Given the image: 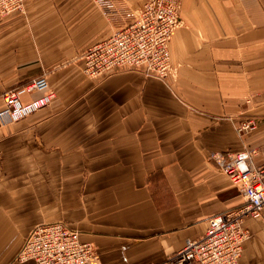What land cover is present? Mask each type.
I'll use <instances>...</instances> for the list:
<instances>
[{"label": "crops", "instance_id": "obj_1", "mask_svg": "<svg viewBox=\"0 0 264 264\" xmlns=\"http://www.w3.org/2000/svg\"><path fill=\"white\" fill-rule=\"evenodd\" d=\"M113 2L30 0L0 16V107L40 74L55 91L0 125V264H36L16 256L52 221L79 231L92 264H168L209 217L244 202L210 155L252 148L264 163V0H181L166 80L136 69L85 78L79 57L141 0ZM244 226L238 264H264V207Z\"/></svg>", "mask_w": 264, "mask_h": 264}, {"label": "built area", "instance_id": "obj_2", "mask_svg": "<svg viewBox=\"0 0 264 264\" xmlns=\"http://www.w3.org/2000/svg\"><path fill=\"white\" fill-rule=\"evenodd\" d=\"M27 0H0V12L22 10ZM181 0H144L136 14L105 39L85 52V68L89 74H100L118 66H134L146 76L166 80L176 74L171 62L170 35L180 23ZM40 93L22 101L21 95ZM45 76L6 90L0 108V123L16 121L45 107L53 98ZM254 128L250 121L238 130ZM264 155V141L261 144ZM255 149L239 152H215L210 156L216 166L242 192L245 200L239 207L229 208L208 219L204 233L187 238L167 260L168 264H238L249 230L247 217H258L264 207V163L257 164ZM94 249L80 240L79 231L62 221L38 223L31 229L17 254L19 261L36 264H92Z\"/></svg>", "mask_w": 264, "mask_h": 264}, {"label": "rangeland", "instance_id": "obj_3", "mask_svg": "<svg viewBox=\"0 0 264 264\" xmlns=\"http://www.w3.org/2000/svg\"><path fill=\"white\" fill-rule=\"evenodd\" d=\"M30 0H27L26 2H25V4H24V6H23V9L22 10H16V11H12V12H10V13H2V12H0V16H8V15H10V14H12V13H16V12H23L24 11V9H25V5L29 2ZM143 1L144 0H141V2H140V4L134 9H132V10H130V12H128V14L125 16V18L128 20L133 14H136L137 12H138V10L140 9V7L142 6V4H143ZM92 2H93V4L94 5H97V6H99L100 8H102V9H104V10H106V9H108V8H112L113 7V5H114V2H113V0H92ZM181 6V5H180ZM104 13H106V12H104ZM106 17H108V18H110V12H108V13H106V14H104ZM123 20V19H122ZM126 20V21H127ZM125 21V22H126ZM124 22V23H125ZM123 23V24H124ZM122 26V24L121 25H119V26H116L113 30H115L116 28H118V27H121ZM113 30H111L110 31V33L113 31ZM175 30V29H174ZM173 30V31H174ZM109 33V34H110ZM173 33V32H172ZM172 33H171V35H172ZM108 34V35H109ZM171 35H170V39H171ZM107 37V36H106ZM105 37V38H106ZM105 38H103V39H105ZM103 39H101V40H103ZM170 39H169V42H170ZM101 40H99V41H101ZM98 42V41H97ZM96 43V42H95ZM94 44V43H93ZM93 44H91V45H93ZM91 45H89L86 49H85V51L82 53V55H81V57H79V59L82 61V67H81V74L85 77V78H88V79H95V78H97V77H100V76H107V75H110V74H112V73H115V72H117V71H124V70H126V69H128V70H131V69H136V70H138V71H140L141 72V74L142 75H144V73L142 72V69L141 68H138V67H134V66H128V65H126V66H118V67H114V68H112V69H110V70H107V71H104V72H102V73H100V74H89L88 72H87V70H86V68H85V52H86V50L91 46ZM171 55V54H170ZM172 62V61H171ZM38 76H45L46 78H47V75H44V74H40V75H38ZM38 76H36V77H38ZM144 76H146V75H144ZM146 77H152V76H146ZM35 78V77H34ZM155 78V77H154ZM169 78V77H168ZM156 79H158V78H156ZM47 80H48V78H47ZM30 81V80H29ZM27 83V82H26ZM22 85V84H21ZM14 88V87H13ZM9 89H12V88H9ZM9 89H7V90H9ZM49 89L50 90H52L53 92H54V95H55V91L53 90V89H51L50 87H49ZM6 91V90H5ZM4 91V92H5ZM3 92V93H4ZM3 93H2V96H1V98H2V105H3ZM26 94H31V93H26ZM23 95H25V94H22L21 95V100L22 101H28V100H23L22 99V97H23ZM55 97V96H54ZM51 102V101H50ZM50 102L45 106V107H43L42 109H40V110H37V111H35V112H38V111H41V110H43L44 108H46L49 104H50ZM2 107V106H1ZM0 107V108H1ZM32 113H34V112H32ZM32 113H30V114H28V115H26L25 117H22V118H20V119H18V120H16V121H6L5 123H0V125H7V124H14V123H18V122H20V121H22V120H24L25 118H27L29 115H31ZM248 121H250V122H252L253 123V121L252 120H248ZM254 124V123H253ZM243 133V132H242ZM216 165V164H215ZM223 173V172H222ZM224 174V173H223ZM226 175V174H225ZM229 179V178H228ZM230 180V179H229ZM231 182V181H230ZM232 183V182H231ZM233 185V184H232ZM235 187V186H234ZM239 190V189H238ZM241 192V191H240ZM242 193V192H241ZM244 200H245V198H244ZM39 203H42V199H39V201L37 202V204H39ZM243 204V203H242ZM241 204V205H242ZM241 205H239V206H241ZM239 206H236V207H239ZM232 208H234V207H232ZM16 260L17 261H19L18 260V258H17V256H16Z\"/></svg>", "mask_w": 264, "mask_h": 264}]
</instances>
